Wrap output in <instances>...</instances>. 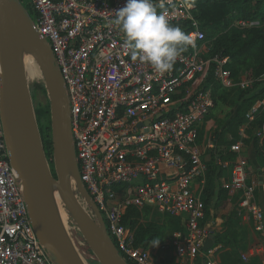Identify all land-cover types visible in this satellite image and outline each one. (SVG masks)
<instances>
[{"label":"built area","instance_id":"2783aa9c","mask_svg":"<svg viewBox=\"0 0 264 264\" xmlns=\"http://www.w3.org/2000/svg\"><path fill=\"white\" fill-rule=\"evenodd\" d=\"M33 27L48 42L59 68L69 104L71 134L80 180L97 206L118 253L129 264H160L173 249V264H222L221 243L203 251L209 231L201 192L206 166L198 146L201 120L214 105L213 85L245 89L235 81L227 56H207L210 42L194 16L192 0H153L157 10L179 25L193 41L171 71L156 72L132 60L125 36L115 24V10L125 0H25ZM257 21H236L239 29ZM209 73L211 81L206 83ZM264 90V73L257 78ZM263 98L244 114L253 122ZM264 136V125L257 130ZM210 146V144H208ZM225 188L238 195L242 221L250 223L264 248V211L254 199L248 159L241 141ZM228 163H224L226 167ZM195 184V187L193 185ZM82 205H86L80 199ZM129 207L158 217L181 220L157 249L135 244L134 229L123 223ZM139 222L144 223L142 218ZM72 237L84 258L93 256L83 239ZM247 251L240 254L248 264ZM0 264H52L30 224L19 179L11 167L0 121Z\"/></svg>","mask_w":264,"mask_h":264},{"label":"water","instance_id":"95a60500","mask_svg":"<svg viewBox=\"0 0 264 264\" xmlns=\"http://www.w3.org/2000/svg\"><path fill=\"white\" fill-rule=\"evenodd\" d=\"M26 59L34 62L43 79L51 158L44 151L25 74ZM0 121L30 224L50 262L90 264L72 237L74 230L97 264H129L108 236L104 220L80 180L63 80L48 42L34 29L20 0H0ZM214 243V235L209 233L203 251Z\"/></svg>","mask_w":264,"mask_h":264},{"label":"trees","instance_id":"16d2710c","mask_svg":"<svg viewBox=\"0 0 264 264\" xmlns=\"http://www.w3.org/2000/svg\"><path fill=\"white\" fill-rule=\"evenodd\" d=\"M20 1L29 14L33 16V12L27 2L25 0ZM192 2L195 6L193 14L200 22L201 28L206 34V39L210 42V50L207 52V56H227L229 62L226 64V68L230 71L235 81L238 80L241 71L245 72L247 79L252 80V84L245 89L238 87L225 89L218 85H213L214 104L228 107L237 105L233 115L223 123L221 131L217 132L216 143L222 145V148L215 152H208L210 160L206 162L207 170L215 171L216 165L214 162L216 159L221 162L234 160L235 153L229 150L232 144L237 141H242L244 144L249 142V140L242 138L239 134V127L243 121L242 116L256 100L261 99L264 95V90L257 81V78L264 73V26L262 28L239 29L233 25V22L240 19L253 20L258 18L264 22V0H192ZM251 4L254 5L253 11L250 10ZM211 80V75L207 73L205 76L206 83ZM45 112H48V104ZM36 119L45 154L48 158H51L49 122L45 127L46 134L44 135L43 126L40 123V115H36ZM262 122L263 117L256 119L253 125L261 126ZM227 134L229 138H226ZM200 137L201 132L199 133L198 141ZM251 141L255 160L262 169L264 176V138L260 141V138L253 136ZM206 176L208 181L211 180L209 175ZM217 191L222 198H225L227 193H229L227 189L221 187H218ZM234 194L238 196L236 193ZM201 200L204 203L205 215L207 216L205 198L201 197ZM206 216H204V219ZM140 218V211L129 207L123 217V223L134 229L135 244L143 248L156 239L161 242L169 233L181 228V220L178 217L165 216L164 218L167 219L162 225L151 222L141 223L139 222ZM204 219L200 223L201 226L205 221ZM226 236L227 234H224V232L216 234L215 242H227Z\"/></svg>","mask_w":264,"mask_h":264},{"label":"crops","instance_id":"0c3cea01","mask_svg":"<svg viewBox=\"0 0 264 264\" xmlns=\"http://www.w3.org/2000/svg\"><path fill=\"white\" fill-rule=\"evenodd\" d=\"M246 78L245 72L241 71L238 80ZM263 98V97H262ZM261 98V99H262ZM260 100V99H258ZM256 100L254 103H256ZM215 104L213 105L214 108ZM237 105L233 107H229L231 109L230 118ZM260 112L257 114L256 119L263 117V122L261 126L253 125V122H248L244 119L243 114V121L241 126L239 127V134L242 138L249 140L247 144L241 141L243 146V152L248 159V177L250 181L255 183L256 189L254 193L255 201L260 205L262 210L264 211V176L262 174V169L257 164L255 160L254 148L252 146L251 137L256 136L260 138V141L264 138V136H257V130H260L261 127L264 125V107L262 105L259 106ZM212 108V109H213ZM211 109V111H212ZM210 111V112H211ZM209 112V113H210ZM209 113L203 117L199 127V133L201 132V137L198 141V146L204 149L202 160L206 166V172L204 177V184L203 189L201 192V197L205 198L206 201V211L207 216L205 217V221L203 223V227L206 228L209 233L214 235L218 233H223L224 228V220L229 215H233V211L239 212V205H238V196L235 194L227 193L225 198H222L220 193L217 191L218 187L225 188L227 182L229 181V171L231 162H221L216 159L214 164L216 165L215 171H208L206 162L210 160V155L208 152H215L216 150L222 148V145H218L216 140L218 138V133L221 131L223 123L228 119L224 120L220 127L213 132V139L210 140V135L207 134L209 130L213 127H217L214 123L216 119H210L204 123L205 119L209 117ZM218 132V133H217ZM226 138H229V135H226ZM250 138V139H249ZM208 141H211L208 143ZM210 144V146H208ZM224 163H228L226 167H224ZM209 175L211 180H207V176ZM195 187V184L193 185ZM206 189V192H205ZM232 213V214H231ZM239 216V215H238ZM240 217V216H239ZM233 225L236 226V235L235 240L237 242L236 246H232L229 244L231 240L225 242L223 245V249L220 251V261L222 264H242L240 258V254L243 252H248L250 255L249 263L248 264H264V248L260 249L261 241L257 234L254 233L252 230V226L250 223H246L242 221L241 217L237 220L236 217L233 219ZM208 233V234H209ZM160 243V242H159ZM150 243L148 246L157 249V245L153 246ZM160 264H173L174 261V251L173 249L166 250L165 252L161 253L160 255Z\"/></svg>","mask_w":264,"mask_h":264},{"label":"clouds","instance_id":"9594fccd","mask_svg":"<svg viewBox=\"0 0 264 264\" xmlns=\"http://www.w3.org/2000/svg\"><path fill=\"white\" fill-rule=\"evenodd\" d=\"M115 15L132 60L147 63L158 73L171 71L182 51L193 43L179 25L157 10L153 0H125ZM159 242L156 239L152 245Z\"/></svg>","mask_w":264,"mask_h":264},{"label":"rangeland","instance_id":"374dc122","mask_svg":"<svg viewBox=\"0 0 264 264\" xmlns=\"http://www.w3.org/2000/svg\"><path fill=\"white\" fill-rule=\"evenodd\" d=\"M250 10L253 11L254 10V5L251 4L250 5ZM253 21H257V28H262L264 26V22L261 21L260 19H253ZM236 22V21H235ZM233 22V24L235 23ZM206 35V34H205ZM29 88H30V92H31V96H32V101H33V106H34V110H35V114L36 115H40V123L43 126V134H46L45 131V127L47 125V123L49 122V114L46 111V107H47V97H46V93L44 90V86H43V79L42 77L38 80H36L35 82L29 84ZM230 111L231 109L228 106H223V105H219V104H215L214 108L212 109V111L209 113V117L205 119L204 123L207 122L210 119H216L215 124H217V127H213L211 130L208 131L209 134H207L210 137V140L213 139V132L215 130H217L221 123L226 120L229 115H230ZM211 141H208V143ZM235 213V214H234ZM232 214V213H231ZM234 215H228L225 220H224V234H227L226 239L227 242L229 240H231L229 242V244H232V246H236L237 242L235 240V235H236V226L234 227L233 222H231V220L234 219V217L237 218V220L240 219V217L238 216V213L235 211H233ZM233 216V218H232ZM142 220L144 223H154L157 225H162L166 222L167 218L164 217H158L156 215H150L146 212H142V216H141ZM225 244V243H222ZM96 261L91 262V264H95ZM97 264V263H96Z\"/></svg>","mask_w":264,"mask_h":264},{"label":"bare ground","instance_id":"6f19581e","mask_svg":"<svg viewBox=\"0 0 264 264\" xmlns=\"http://www.w3.org/2000/svg\"><path fill=\"white\" fill-rule=\"evenodd\" d=\"M25 74L28 84H31L42 77L39 69L30 59L25 60Z\"/></svg>","mask_w":264,"mask_h":264}]
</instances>
